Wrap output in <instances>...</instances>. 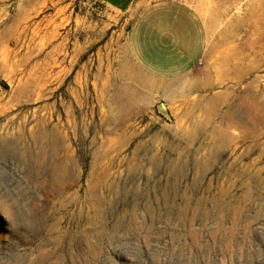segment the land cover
Instances as JSON below:
<instances>
[{
    "label": "rangeland",
    "instance_id": "obj_1",
    "mask_svg": "<svg viewBox=\"0 0 264 264\" xmlns=\"http://www.w3.org/2000/svg\"><path fill=\"white\" fill-rule=\"evenodd\" d=\"M130 29L0 0V264H264V36L259 63L142 86Z\"/></svg>",
    "mask_w": 264,
    "mask_h": 264
},
{
    "label": "crops",
    "instance_id": "obj_2",
    "mask_svg": "<svg viewBox=\"0 0 264 264\" xmlns=\"http://www.w3.org/2000/svg\"><path fill=\"white\" fill-rule=\"evenodd\" d=\"M96 1L130 21L121 68L140 72L142 86L187 76L202 61L227 72L242 69L245 54L259 63L264 0Z\"/></svg>",
    "mask_w": 264,
    "mask_h": 264
},
{
    "label": "bare ground",
    "instance_id": "obj_3",
    "mask_svg": "<svg viewBox=\"0 0 264 264\" xmlns=\"http://www.w3.org/2000/svg\"><path fill=\"white\" fill-rule=\"evenodd\" d=\"M261 155V154H260ZM262 158V157H261ZM260 159V158H259ZM261 183V182H260Z\"/></svg>",
    "mask_w": 264,
    "mask_h": 264
}]
</instances>
